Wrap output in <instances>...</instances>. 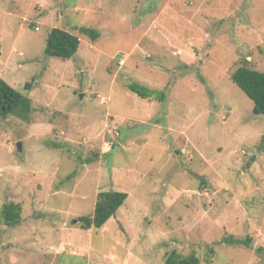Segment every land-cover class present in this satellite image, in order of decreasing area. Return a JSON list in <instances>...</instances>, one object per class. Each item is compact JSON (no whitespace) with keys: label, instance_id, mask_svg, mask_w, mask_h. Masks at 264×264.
I'll return each instance as SVG.
<instances>
[{"label":"rangeland","instance_id":"1","mask_svg":"<svg viewBox=\"0 0 264 264\" xmlns=\"http://www.w3.org/2000/svg\"><path fill=\"white\" fill-rule=\"evenodd\" d=\"M54 27L79 37L72 59L45 55ZM242 65L264 71V0H0V79L32 103L0 118V210L22 208L0 264H264V116ZM107 191L128 198L82 230Z\"/></svg>","mask_w":264,"mask_h":264},{"label":"trees","instance_id":"2","mask_svg":"<svg viewBox=\"0 0 264 264\" xmlns=\"http://www.w3.org/2000/svg\"><path fill=\"white\" fill-rule=\"evenodd\" d=\"M80 32L92 41H96L100 34L93 28L83 27ZM80 39L62 28L54 27L50 30L45 55L63 60L72 59L79 50ZM231 80L253 101V113L264 116V71H258L242 65L231 74ZM31 90L32 84L25 85ZM129 89L143 98L155 96L154 91L139 84L129 85ZM32 114L31 100L0 79V118L10 116L29 121ZM264 144V137L262 139ZM88 162H90L88 160ZM128 194L120 191L101 192L97 196L94 212L91 215L79 218L82 230L101 229L110 219L116 216L117 211L124 205ZM22 208L20 204L7 202L0 210V223L8 227H17L22 221ZM227 244L247 245V242L225 239ZM163 264H201L200 258L195 254L182 255L177 250L170 251Z\"/></svg>","mask_w":264,"mask_h":264},{"label":"water","instance_id":"3","mask_svg":"<svg viewBox=\"0 0 264 264\" xmlns=\"http://www.w3.org/2000/svg\"><path fill=\"white\" fill-rule=\"evenodd\" d=\"M17 150H18V152L22 151V143L21 142L18 143Z\"/></svg>","mask_w":264,"mask_h":264},{"label":"built area","instance_id":"4","mask_svg":"<svg viewBox=\"0 0 264 264\" xmlns=\"http://www.w3.org/2000/svg\"><path fill=\"white\" fill-rule=\"evenodd\" d=\"M35 30L38 31L39 30V27H35Z\"/></svg>","mask_w":264,"mask_h":264},{"label":"crops","instance_id":"5","mask_svg":"<svg viewBox=\"0 0 264 264\" xmlns=\"http://www.w3.org/2000/svg\"><path fill=\"white\" fill-rule=\"evenodd\" d=\"M110 220H111V219H110ZM110 220H109V221H110Z\"/></svg>","mask_w":264,"mask_h":264}]
</instances>
